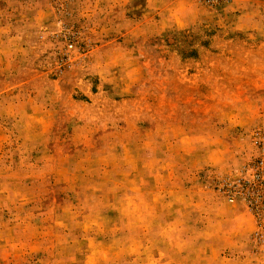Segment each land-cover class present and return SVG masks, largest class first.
Returning <instances> with one entry per match:
<instances>
[{
    "label": "rangeland",
    "instance_id": "rangeland-1",
    "mask_svg": "<svg viewBox=\"0 0 264 264\" xmlns=\"http://www.w3.org/2000/svg\"><path fill=\"white\" fill-rule=\"evenodd\" d=\"M0 264H264V0H0Z\"/></svg>",
    "mask_w": 264,
    "mask_h": 264
}]
</instances>
